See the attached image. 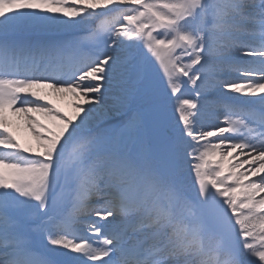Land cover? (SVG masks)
I'll return each instance as SVG.
<instances>
[{
    "label": "snow or ice",
    "instance_id": "6c2138e0",
    "mask_svg": "<svg viewBox=\"0 0 264 264\" xmlns=\"http://www.w3.org/2000/svg\"><path fill=\"white\" fill-rule=\"evenodd\" d=\"M0 264H264V0H0Z\"/></svg>",
    "mask_w": 264,
    "mask_h": 264
},
{
    "label": "bare ground",
    "instance_id": "6f19581e",
    "mask_svg": "<svg viewBox=\"0 0 264 264\" xmlns=\"http://www.w3.org/2000/svg\"><path fill=\"white\" fill-rule=\"evenodd\" d=\"M56 101L62 102V107L64 108V111L68 113L70 116L75 115V108L73 107V104L79 103V101L74 100L73 97L68 96L66 98H54ZM87 107V106H86ZM43 121L42 117H38ZM78 122V121H77ZM19 135L21 138L27 142H30L31 144L35 145V140L33 139L32 135L25 129H21L19 132Z\"/></svg>",
    "mask_w": 264,
    "mask_h": 264
},
{
    "label": "rangeland",
    "instance_id": "374dc122",
    "mask_svg": "<svg viewBox=\"0 0 264 264\" xmlns=\"http://www.w3.org/2000/svg\"><path fill=\"white\" fill-rule=\"evenodd\" d=\"M56 103H57V105L61 108V109H63V111H64V108L62 107V102L61 101H56ZM64 113H66L65 111H64ZM68 116H70L68 113H66ZM77 122V121H76Z\"/></svg>",
    "mask_w": 264,
    "mask_h": 264
}]
</instances>
